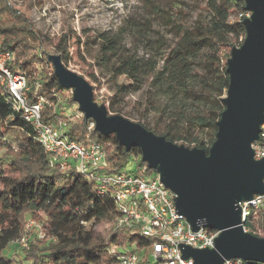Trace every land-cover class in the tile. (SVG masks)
Returning a JSON list of instances; mask_svg holds the SVG:
<instances>
[{
	"label": "trees",
	"instance_id": "16d2710c",
	"mask_svg": "<svg viewBox=\"0 0 264 264\" xmlns=\"http://www.w3.org/2000/svg\"><path fill=\"white\" fill-rule=\"evenodd\" d=\"M142 1L143 16L132 14L116 29L99 31L89 41L96 48L97 70L108 80L111 93L102 105L108 103L109 113L130 119L124 114L127 98L142 93L146 104L141 114L156 112L157 118L153 127L143 120L134 122L175 144L208 153L226 109L227 62L233 48L246 38V0H198L210 19L199 16L195 23L186 20L178 2ZM18 2L32 7L36 0H0V48L13 54L10 68L26 75L30 100L44 98L43 122L65 126L66 134L77 142L103 145L109 173L125 169L133 158L152 173L140 148L126 151L114 134L102 136L93 120L85 119L74 91L60 86L51 61L55 53L66 66L67 37L56 41L43 33L16 6ZM160 27L170 32L171 39ZM142 46L145 51L140 55ZM122 77L127 83H119ZM93 97L97 102L96 94ZM11 128L27 136L16 146L5 139V129ZM100 191L96 179L53 162L0 81V264H114V246L141 243L142 237L112 227L119 211L112 196ZM28 216L38 230L27 248L18 244L11 254L12 245L26 234ZM91 223H106L109 228L96 235L89 229ZM261 229L264 237V219Z\"/></svg>",
	"mask_w": 264,
	"mask_h": 264
},
{
	"label": "water",
	"instance_id": "95a60500",
	"mask_svg": "<svg viewBox=\"0 0 264 264\" xmlns=\"http://www.w3.org/2000/svg\"><path fill=\"white\" fill-rule=\"evenodd\" d=\"M250 18L244 20L246 38L233 48L227 62L229 89L218 122L216 141L207 153L168 141L122 115H113L94 101L89 81L69 70L52 55L60 86L74 91V101L86 120H93L102 136L114 134L126 151L138 147L142 161L157 171L176 197L178 212L195 230L219 231L215 248L183 247L194 264L243 261L264 264V237L244 231L239 203L264 193V160L255 161L252 145L264 123V0H246Z\"/></svg>",
	"mask_w": 264,
	"mask_h": 264
},
{
	"label": "built area",
	"instance_id": "2783aa9c",
	"mask_svg": "<svg viewBox=\"0 0 264 264\" xmlns=\"http://www.w3.org/2000/svg\"><path fill=\"white\" fill-rule=\"evenodd\" d=\"M250 16L251 13L246 14V19ZM13 61V54L0 48V81L10 95L13 108L34 126L38 142L52 155L53 162H58L61 169L74 167L89 179H96L100 193L112 196L119 211L112 227L126 228L142 237L141 243L135 241L114 246V264H194V259L184 257L183 247L195 250L215 248L220 232L203 226L195 230L178 212L177 196L163 184L157 171L148 173L147 168L138 165L133 158L125 169L109 173L103 145L95 141L88 145L77 142L66 134L65 126L44 123V98L39 96L36 101L30 100L28 79L24 73L10 68ZM252 149L255 161L264 160V123L260 139ZM239 208L244 231L259 237L263 233L264 193L243 200ZM96 224L99 223H91L89 229L93 231ZM24 241L25 236L20 242ZM249 262L234 259L224 264Z\"/></svg>",
	"mask_w": 264,
	"mask_h": 264
},
{
	"label": "rangeland",
	"instance_id": "374dc122",
	"mask_svg": "<svg viewBox=\"0 0 264 264\" xmlns=\"http://www.w3.org/2000/svg\"><path fill=\"white\" fill-rule=\"evenodd\" d=\"M157 2H166L168 0H154ZM178 2L181 9L186 14V20L189 23H195L200 16L203 21L210 19L208 11L202 10L204 3L198 0H171ZM16 6L33 20L35 25L43 32L52 35L56 41L63 36L67 37L69 46V56L66 67L85 77L93 86L94 94L97 96V103L101 106L111 96L108 80L103 78L97 70L94 55L96 48L89 41L93 39L95 33L116 29L121 22L132 14L143 16L145 14L142 0H36L32 7L26 6L22 2L16 3ZM159 28V25H156ZM164 36L171 39L172 35L167 29L160 27ZM145 48L140 47L139 54L142 55ZM52 55H57L52 53ZM95 75L93 79L91 75ZM119 83H127L122 77ZM163 100L168 97L162 95ZM144 94L139 93L127 98V105L124 114L131 120H143L150 127H153L157 118L156 112L143 116L140 111L145 107ZM108 107V103L105 104ZM139 107V108H135ZM112 114V113H111ZM26 134L17 129H5V139L12 145L24 140ZM31 217H27L25 228V241L12 245L11 254L16 253L17 246L28 247V239L34 230H38ZM109 226L105 223L93 225V231L96 235H103ZM39 233L41 234L42 231ZM263 233H260V238Z\"/></svg>",
	"mask_w": 264,
	"mask_h": 264
}]
</instances>
